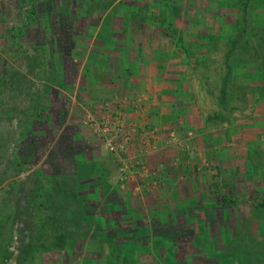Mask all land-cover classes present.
I'll use <instances>...</instances> for the list:
<instances>
[{
    "label": "rangeland",
    "instance_id": "374dc122",
    "mask_svg": "<svg viewBox=\"0 0 264 264\" xmlns=\"http://www.w3.org/2000/svg\"><path fill=\"white\" fill-rule=\"evenodd\" d=\"M219 1L0 0L4 264H264V53L235 64L227 115L211 123L204 115L218 107L217 61L194 68L174 43L196 52L205 32L229 33L241 9ZM252 2L264 33V0ZM160 15L174 37L155 28ZM150 46L160 71L130 80ZM60 64L70 90L56 83ZM39 92L45 111L24 131ZM77 160L100 168L90 173L98 185L85 187L99 196L96 226L52 176ZM60 231L65 240L55 245Z\"/></svg>",
    "mask_w": 264,
    "mask_h": 264
},
{
    "label": "trees",
    "instance_id": "16d2710c",
    "mask_svg": "<svg viewBox=\"0 0 264 264\" xmlns=\"http://www.w3.org/2000/svg\"><path fill=\"white\" fill-rule=\"evenodd\" d=\"M252 1L253 0H234V2L241 9V14L233 22L232 30L229 33H226L225 35H223L222 33L217 34V33H206L205 32L204 36L206 40H203L205 42L201 44L202 50L200 48V50H197L195 52L194 48H191L184 42H179L177 40L174 41V43H176L179 46L176 52L180 51L183 53V55L186 58H189L190 59V60L188 59L189 63H191L192 66H194V68H197V67L207 68L210 65V63H212L213 61H217L214 68L217 72L216 74L218 78L219 92L218 94H216V98L218 101V107L217 109H214L213 111H211V113L204 115V119L208 122H211V123L220 122L227 115L224 111L227 110L229 106L228 102H230V100L234 96V90L232 87L233 85H231L232 79H233V76L231 75V70L233 69L235 64L238 63L239 61L242 62V64H246V63L248 64L249 60L259 62L260 57H261L260 55H263L264 53L263 52L264 47H261L262 43L264 42V33L260 32V25L262 23L258 22L256 17H254L252 14V9H253ZM218 2L220 1L218 0ZM156 7L159 8L158 5ZM159 10L162 11V8H159ZM167 10L169 9L168 8L164 9V11H167ZM53 12L54 14L57 13L56 10H54ZM163 19H165V16L160 15V21H158V26H157L159 28V31H161L163 35L165 36L174 37L175 34L173 32L172 27H170L169 25H163L167 27L162 28ZM168 23L172 24V21L171 22L169 21ZM46 31L48 32V34H50L49 27H47ZM50 36L52 35L50 34ZM99 36H100V41L106 40L105 42H107L109 38L108 33H105L104 31L103 33L102 31L99 32ZM252 36H255V38H257L256 42L253 44H252ZM220 42L224 43V47L221 49L222 52L219 58L216 59L214 58V56L215 54L217 55L216 51L220 49L218 48ZM197 52H199V55L197 54ZM243 55H244V58L242 57ZM236 57H237V62L235 60ZM232 61H235V62H232ZM262 69L264 70V67ZM59 73L61 77L55 78V80L57 79L56 83L59 86H62L65 90H70L71 88L68 85L70 84L69 82L70 80L68 79L69 74H68V69L65 67V65L62 66V64H60ZM243 90H242V93H243ZM261 90H264V85L261 87ZM45 99H46V95H44L42 92H39L36 94V103H38V105L37 106L33 105L32 112L25 113V115L23 116L22 122L24 125V128H23L24 131L33 130V127H34V124L32 123L33 120L36 119L37 116H39L41 112L45 111V102H44ZM245 99L247 101V98ZM61 100H64V98H62ZM58 106L63 107V103L59 104L58 102ZM32 116L34 117L31 118ZM14 157H16L15 162L19 164V166H21L20 169H25L26 168L25 161H23L24 162L23 164L22 160H20L17 156H14ZM95 170L96 171L100 170L96 162L90 161V160L88 161L77 160L75 162L74 168L72 169H62V170H59L58 172L52 171V176L57 180L58 186L60 188L63 187L64 189L63 191L67 192V195L69 196L71 200H75L76 202L79 203L82 214L84 218L86 219L88 226L89 225L96 226V223L94 221L96 215L92 210L94 208V202L98 201L99 196L93 193L94 189L90 190L88 193L85 192V187L91 186L92 188H94L96 185H98V182H96L97 178L94 176ZM91 172H94V174L91 175L90 174ZM39 190H40L39 195L42 197L41 199L36 198L35 200L40 201L39 205H42L43 202H45L44 199L47 196L46 195L47 192H45L44 188L42 187H40ZM89 201H92V202H89ZM3 207H2V204L0 203V213ZM106 209L107 208L104 207L103 210L105 211ZM107 211L108 213L106 212L105 214L106 216L104 215L107 219H114V220L117 219L116 218L117 216L114 217L113 214L111 213L113 210L107 209ZM53 213L55 217L61 216L60 214L56 215L58 212H53ZM77 213L78 212L75 209V211H73V214L75 216H71V217L75 218V220H77V223H78L79 216L81 217V215L77 216ZM48 216L51 217L50 215ZM3 222L4 221H1L0 219V264H4L5 260L9 257V253H10L8 246L3 242L5 238L4 229L2 228ZM61 226H64V225L61 224ZM97 227L99 228V225H97ZM68 231L67 232L72 235V231L70 230ZM65 237H66V232L60 231L55 238V242H56L55 245L57 244L62 245L59 242L60 241L64 242ZM234 260L235 259L225 260V264H229V263L231 264L232 262H234Z\"/></svg>",
    "mask_w": 264,
    "mask_h": 264
},
{
    "label": "crops",
    "instance_id": "0c3cea01",
    "mask_svg": "<svg viewBox=\"0 0 264 264\" xmlns=\"http://www.w3.org/2000/svg\"><path fill=\"white\" fill-rule=\"evenodd\" d=\"M158 26V25H157ZM155 27L156 29H159L158 27ZM113 46V45H112ZM139 46V45H138ZM147 46V45H146ZM151 47V46H150ZM150 47H148L147 49H146V47H144L145 48V50H147V51H150L149 52V54L148 53H146V52H144L143 51V49L141 50V52L139 53V56H138V58L137 59H140L141 60V65H142V70H141V72H139V73H135L134 75H129V77H130V80H134V79H137V78H141V79H144V77L147 75V73L148 74H152L153 72L154 73H156V72H158V71H160L158 68H157V66H160L161 64L163 65V63L162 62H159V61H157V58H154V56H156L155 54H154V56L152 55V52L153 51H155V49L153 48V46L150 48ZM131 48V51H133L132 49H135V48H138L137 47V45L135 46V45H130V47H129V49ZM154 49V50H153ZM164 49V48H163ZM153 50V51H152ZM137 55V54H136ZM112 58H110L109 60H111ZM134 59V58H133ZM109 60H107V59H105V58H102L101 59V63L103 64V62H105V64H104V66H107V65H110V62H108ZM171 60V59H170ZM103 66V65H102ZM143 67H145V68H143ZM102 73L103 72H107V69H106V71L105 70H102L101 71ZM128 77V76H127ZM127 80H129V78H126ZM129 80V81H130ZM158 90V89H160V86H157V87H155V90ZM155 93H149V97L151 98L152 97V95H154Z\"/></svg>",
    "mask_w": 264,
    "mask_h": 264
}]
</instances>
